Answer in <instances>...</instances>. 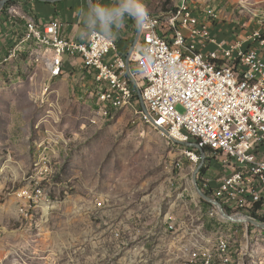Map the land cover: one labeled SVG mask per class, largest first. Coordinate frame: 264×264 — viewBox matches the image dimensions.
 <instances>
[{
  "label": "rangeland",
  "instance_id": "rangeland-1",
  "mask_svg": "<svg viewBox=\"0 0 264 264\" xmlns=\"http://www.w3.org/2000/svg\"><path fill=\"white\" fill-rule=\"evenodd\" d=\"M189 1L215 8L223 28L264 18V0ZM14 47L0 67V264H264V228L197 193L200 154L194 163L140 102L95 119L80 80L53 78ZM211 161L203 179L214 189L225 173Z\"/></svg>",
  "mask_w": 264,
  "mask_h": 264
},
{
  "label": "built area",
  "instance_id": "built-area-1",
  "mask_svg": "<svg viewBox=\"0 0 264 264\" xmlns=\"http://www.w3.org/2000/svg\"><path fill=\"white\" fill-rule=\"evenodd\" d=\"M114 1L123 4V0ZM176 8H180V1ZM145 25H150V19L142 16L141 46L127 57L119 52L113 37L97 29L84 42L65 37L64 24L59 19L43 24L32 20L27 34L47 36L48 42L61 48L53 78L63 74L65 55L83 58L96 80L90 95L94 98L95 119L107 120L109 108L143 102L157 123L176 140L189 142L183 139V132L203 134L204 141L215 149V163L225 173L214 189L223 194L232 210L243 207L259 211L264 220V93L253 87H238L221 70H205L201 64H191L189 57L175 58L166 48V40H159V31L145 32ZM170 25H175L176 34H169L167 40L180 46L182 41L198 43L201 52L230 61L234 67L242 68L245 75H255L257 82L264 81V41H260L264 23H238L230 29L231 35L223 38L222 32L228 30L221 23H213L210 12L197 8L180 23ZM12 52L9 51V57ZM128 68L131 76L122 77V70ZM125 79L133 80V90L125 89ZM106 83L114 84L116 97L108 96ZM142 112L145 113L144 109ZM188 150L198 163L199 150ZM251 166H261V173L252 174Z\"/></svg>",
  "mask_w": 264,
  "mask_h": 264
},
{
  "label": "crops",
  "instance_id": "crops-1",
  "mask_svg": "<svg viewBox=\"0 0 264 264\" xmlns=\"http://www.w3.org/2000/svg\"><path fill=\"white\" fill-rule=\"evenodd\" d=\"M137 1L145 4L155 13L167 12L164 9L160 11L150 0ZM93 2L96 13L90 8L89 0L7 1L3 7H0V67L7 66L15 55L16 47L11 48L13 44H16L21 51L30 52L32 54L31 60L34 59L40 63L45 64L48 59L54 60L57 57L52 48L41 46L36 40L28 37L27 26L32 20L43 24L59 19L64 24L63 35L77 42L86 41L92 30H100L115 39L119 52L125 57L132 51L139 49L142 39L141 36L138 37L139 22L137 16L123 11L124 3L119 1L93 0ZM3 9H6V13L2 12ZM223 29L228 30V32H225L226 34L222 32V37L231 35L230 27ZM4 50H8L6 55L3 53ZM10 50L13 52L12 56L9 57ZM111 57L110 55L108 59ZM62 68L65 76L81 81L80 86L83 94L80 98L85 99L91 95L96 86L95 75L88 71L80 55H65ZM206 175L208 176V173ZM219 183L218 181L216 186Z\"/></svg>",
  "mask_w": 264,
  "mask_h": 264
},
{
  "label": "bare ground",
  "instance_id": "bare-ground-1",
  "mask_svg": "<svg viewBox=\"0 0 264 264\" xmlns=\"http://www.w3.org/2000/svg\"><path fill=\"white\" fill-rule=\"evenodd\" d=\"M159 1L160 2L171 1V3L175 4L174 5L175 7H179V1H180V8H176L177 9V11L175 10L176 12L174 13L172 12V14L169 15L165 20H162L161 18H159L157 14L149 10V8L145 4L139 3L137 0H123L124 3L123 5L135 9L140 13H143L144 10H146L147 12L146 16L141 14L142 16H145L148 19H150V25H145V32L159 31V40H166V48L171 52L173 56H175V58L185 59L186 57H189L191 59V64H201L202 68L205 70H221L222 75L227 76L229 79L233 81L234 84L238 85V87H253L254 90H258V92L264 93V81L257 82V77L255 75H245V71L242 68L234 67L233 63L230 61H225L224 59L215 58L210 54V52H201V47L198 43H192L191 41H182V46H180L174 40H167V38H169V34H176L175 25H170V24L180 23L184 18V16H189L192 13V11L197 8L194 7L192 4H190L189 0H184V1L177 0V2L176 0H159ZM211 7L210 6L206 8L204 7L205 9L203 11L210 12L213 23H219L221 16L215 8H211ZM257 23L258 25L264 23V18L259 20ZM27 35L29 38L36 40L39 44H41V46H44L46 48H52L57 57L61 56V48L56 47L55 45L48 42L47 36H29V34ZM260 41H264V34H260ZM46 63L53 77V70L57 68V59L56 58L54 60L48 59ZM122 77H129L128 70H122ZM131 80L132 79H125L126 90H133V83H132L133 80L132 81ZM106 91H108L109 97H116V87H114L113 83H106ZM135 105L136 104H128V107H133ZM128 107L109 108L107 111V115H109L113 110H118L121 108H128ZM145 116L147 117L146 113ZM169 138H171L172 140L175 139L172 136ZM183 139H189V142L198 143L201 145V147L208 146L210 148L209 158H211L212 164L215 163V149L213 148L212 144H210L208 141H204L203 134L183 132ZM187 155L194 163H197L195 157L192 155V152L188 150ZM251 173L260 174L261 166H251ZM213 191L217 195V198H213V199L218 200L223 207L224 204L229 207L226 200L223 198V194L215 189H213ZM235 209L238 210V213L234 215L242 214L244 216L246 215L257 220L258 218L260 219L262 218V212L251 211V209L243 208V207H236ZM244 216H236V219L244 221L245 219ZM224 252H226V250H224ZM232 261H233L232 258L226 256V258H224L222 263H218L216 261H212L211 259H207L202 261L195 260L193 264H198V263L206 264V262L209 264H230L232 263Z\"/></svg>",
  "mask_w": 264,
  "mask_h": 264
},
{
  "label": "water",
  "instance_id": "water-1",
  "mask_svg": "<svg viewBox=\"0 0 264 264\" xmlns=\"http://www.w3.org/2000/svg\"><path fill=\"white\" fill-rule=\"evenodd\" d=\"M9 1V0H2L1 3H0V7H3L5 5V3ZM89 5H90V8L93 10L94 13H96V10H95V4L93 2V0H89ZM125 7L129 8L128 6H122V8L124 9ZM129 9H132V8H129ZM132 10H135V9H132ZM137 11V10H136ZM137 18H138V22H139V36H141V31H142V16L139 14V15H136ZM128 65H129V62H128ZM128 73L129 75L131 76V73H130V70L128 68ZM139 96L140 98H142V92L141 90L139 91ZM142 107L144 109V112L146 113L147 117L149 118V120L154 124L156 125L160 131H162L166 136L168 137H171L170 136V133L168 131L167 128L163 127V126H160L156 119L152 116V114L147 110L145 104L142 102ZM173 141L175 143H178V144H183L187 147H193V148H197L199 151L202 152L203 156H202V161L201 163L199 164V166L196 168L195 172H194V175H193V181H194V185H195V188H196V191L197 193L204 199L206 200L207 202L211 203L212 205H214L218 211H219V214L221 216H223L224 218L226 219H229L231 221H234V222H247V223H250L254 226H257V227H261V228H264V222L262 221H259L257 219H254V218H251L249 216H244V215H234V214H230L228 213L224 207L222 206V204L216 200V199H213L212 197H210L209 195H207L204 190H202V188L200 187V184H199V181H198V173L200 172L201 168L204 166L205 164V153H204V149L203 147H201L200 144L198 143H194V142H181L179 140H176V139H173ZM236 216H244L245 219L244 221L242 220H237L236 219Z\"/></svg>",
  "mask_w": 264,
  "mask_h": 264
},
{
  "label": "trees",
  "instance_id": "trees-1",
  "mask_svg": "<svg viewBox=\"0 0 264 264\" xmlns=\"http://www.w3.org/2000/svg\"><path fill=\"white\" fill-rule=\"evenodd\" d=\"M165 2H168V1H164V2H160V5L161 6H163V3L165 4ZM168 3H171V1H169ZM160 8V9H159ZM158 9L161 11L162 9V7H159ZM164 9V11H167L166 13H160L159 14V18H161L162 20H165L169 15H171L172 14V12L174 13V12H176L177 11V9H176V7L175 6H173V7H171V9H168V8H163ZM176 10V11H175ZM2 12L3 13H6V9H3L2 10ZM169 12V13H168ZM158 14V13H157ZM164 15V16H163ZM162 16V17H161ZM140 104H141V102H140ZM203 149H204V153L205 154H207V156H209V152H210V148L208 147V146H204L203 147ZM198 151V150H197ZM198 153L201 155V157L203 156V154H202V152L201 151H198ZM206 159H208L207 157H206ZM208 164H207V162H205V164H204V166L201 168V170H200V172H199V174H200V176H199V178H198V181H199V184H200V187L202 188V190H204V192L207 194V195H209V196H211L212 198H217V195H216V193L213 191V188L211 189L210 187H208V183L203 179V177L208 173ZM203 202H205L206 204H209V205H211L212 206V204L211 203H209V202H207L206 200H204ZM224 207H225V209L227 210V212L228 213H238V210H236L235 209V211H233L230 207H228L227 205H225L224 204ZM257 218V217H256ZM258 220H260V221H263L264 222V220L261 218H258Z\"/></svg>",
  "mask_w": 264,
  "mask_h": 264
},
{
  "label": "clouds",
  "instance_id": "clouds-1",
  "mask_svg": "<svg viewBox=\"0 0 264 264\" xmlns=\"http://www.w3.org/2000/svg\"><path fill=\"white\" fill-rule=\"evenodd\" d=\"M123 11H125V12H129V14H132V15H139V14H142V15H145V16L147 15L146 10H144L143 13H140L139 11L132 10V9H129V8L125 7V8L123 9Z\"/></svg>",
  "mask_w": 264,
  "mask_h": 264
}]
</instances>
